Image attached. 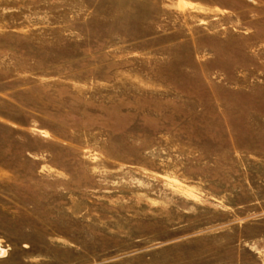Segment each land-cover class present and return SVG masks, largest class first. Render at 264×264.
<instances>
[{"label": "rangeland", "instance_id": "obj_1", "mask_svg": "<svg viewBox=\"0 0 264 264\" xmlns=\"http://www.w3.org/2000/svg\"><path fill=\"white\" fill-rule=\"evenodd\" d=\"M0 264H264V0H0Z\"/></svg>", "mask_w": 264, "mask_h": 264}]
</instances>
